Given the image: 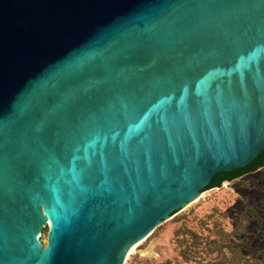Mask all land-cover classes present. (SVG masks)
<instances>
[{
	"label": "water",
	"instance_id": "1",
	"mask_svg": "<svg viewBox=\"0 0 264 264\" xmlns=\"http://www.w3.org/2000/svg\"><path fill=\"white\" fill-rule=\"evenodd\" d=\"M263 149L264 0H0V264H126Z\"/></svg>",
	"mask_w": 264,
	"mask_h": 264
},
{
	"label": "rangeland",
	"instance_id": "2",
	"mask_svg": "<svg viewBox=\"0 0 264 264\" xmlns=\"http://www.w3.org/2000/svg\"><path fill=\"white\" fill-rule=\"evenodd\" d=\"M49 227L41 239L46 242ZM264 264V167L201 196L159 225L126 264ZM142 261V262H141Z\"/></svg>",
	"mask_w": 264,
	"mask_h": 264
},
{
	"label": "trees",
	"instance_id": "3",
	"mask_svg": "<svg viewBox=\"0 0 264 264\" xmlns=\"http://www.w3.org/2000/svg\"><path fill=\"white\" fill-rule=\"evenodd\" d=\"M262 167H264V149L247 166L238 168L232 171H222V172L215 174L212 178L211 183L206 188V190L213 189V188H220L223 186L225 181H229V182L234 181L238 178L245 176L246 174L257 171ZM142 264H151V263L147 260L145 261L143 260Z\"/></svg>",
	"mask_w": 264,
	"mask_h": 264
},
{
	"label": "bare ground",
	"instance_id": "4",
	"mask_svg": "<svg viewBox=\"0 0 264 264\" xmlns=\"http://www.w3.org/2000/svg\"><path fill=\"white\" fill-rule=\"evenodd\" d=\"M142 242H140L139 244H137V245H135L134 247H133V249L131 250V254H132V252H135V250L139 247V245L141 244ZM130 254V255H131Z\"/></svg>",
	"mask_w": 264,
	"mask_h": 264
}]
</instances>
